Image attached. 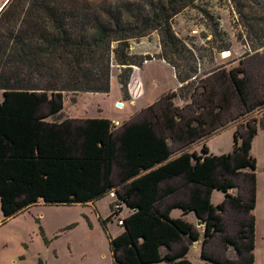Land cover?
<instances>
[{
    "label": "trees",
    "instance_id": "1",
    "mask_svg": "<svg viewBox=\"0 0 264 264\" xmlns=\"http://www.w3.org/2000/svg\"><path fill=\"white\" fill-rule=\"evenodd\" d=\"M196 1L171 0L157 6L147 19H141L144 17L140 14L137 19H127L125 26L115 17L117 11H105L108 23L95 15L97 25L91 37L84 34V27L70 33L68 21L74 19L75 13L66 11L62 0L4 3L0 10V90L4 98L0 104V205L4 221L40 202L88 204L116 194L114 215L123 204L131 214L119 220L124 232L110 241L114 264H193L188 259L190 246L201 239L206 245L217 234L222 235L226 248L238 253V260L221 259L205 251L203 259L214 264H254L255 218L251 214L256 208L257 163L251 150L258 131L264 130V96L259 97L250 89L242 60L238 67L218 73L212 84L207 77L195 86L192 79L197 71L193 65L181 71L163 57L178 72V92L167 97L159 111L152 106L149 118L131 122L119 131L106 119L56 122L63 118V93L67 91L44 89V75L33 78L18 68V63L10 62L13 57L41 73L61 67L51 55L63 50L71 55L66 65L67 70L76 74L70 80L75 84L72 91L77 92L76 86L84 88L85 80L91 79L93 70L84 65L101 48L106 46L110 50L111 42L116 41L115 56L124 69L122 74L126 73L119 76V84L128 94L134 67L141 68L144 62L153 61L151 56L130 55L128 41L138 30L155 26L161 31L165 52L183 55L185 46L175 34L170 18L173 12H181V2L187 6ZM14 19L30 20L35 27L7 37L5 31L13 29L6 26ZM87 19L91 17L88 15ZM87 19L80 15L76 20L83 26L88 25ZM260 19L264 21V17ZM216 25L214 41H228L218 22ZM253 26L250 38L257 43L264 41V34ZM229 50L230 44L220 47L221 53ZM107 78L104 89L84 92L110 93L111 79L109 75ZM178 97L191 103L194 116H184V110L175 106L173 100ZM201 98L204 103H200ZM235 103L243 113L231 117L230 113L237 111ZM253 113H258L259 118L243 124L247 131L241 145V134L236 133L232 154L215 156L206 146L203 155L189 151L192 145L205 141L230 122ZM225 114L229 116L225 118ZM173 141L182 143L176 152L171 149ZM116 169L118 182L113 178ZM242 175L252 184L248 198L235 193L236 179ZM179 178L183 180L182 186L174 187L171 181ZM214 190L225 194V202L218 207L210 199ZM168 199L172 201L167 202ZM228 206L251 215L249 221L240 223L236 237L227 235L224 228L223 214ZM175 209L182 211L181 218L171 217ZM197 218L205 222L203 233L195 230ZM179 241H184V245L175 252L174 244Z\"/></svg>",
    "mask_w": 264,
    "mask_h": 264
},
{
    "label": "rangeland",
    "instance_id": "2",
    "mask_svg": "<svg viewBox=\"0 0 264 264\" xmlns=\"http://www.w3.org/2000/svg\"><path fill=\"white\" fill-rule=\"evenodd\" d=\"M7 0H0V10ZM9 1V0H8ZM171 0H62L64 9L75 13L74 19L68 21L67 28L70 33L75 30H83L91 37L95 33L97 22L94 16L98 15L108 23L109 17L105 11L115 13V17L121 19L123 26L126 20L132 17L137 19L140 14L147 19L148 15L157 6L168 4ZM181 12H173L171 21L173 30L185 46V53L181 56L165 52L162 44L161 31L155 26H149L145 30H138V33L129 42V54L135 57L151 56L153 61L144 62L141 68L134 67L132 78L126 94L119 84V76L124 69L118 65L114 49L118 46L116 41L111 42L108 47L101 48V51L91 57L90 63L84 68L92 69L91 79L85 80L84 88L76 86L77 92L72 91L75 84L70 80L74 74L67 70V62L71 55L63 50L52 54L53 61L61 67L56 69L42 70L37 72L35 67H29L26 63L14 61L19 64L18 68L30 73L33 78L44 75L42 80L44 89L64 90L63 94V118L56 120H76L84 122L90 119H106L111 122L118 121L120 126L117 131L122 130L131 122H139L149 118V109L154 106L156 111L164 107L167 97L178 92V72L174 65L182 70L190 65L195 67L197 74L192 79L195 86L200 80L210 78L212 84L218 73L228 72L238 67L242 60L247 72L249 87L254 93L264 96V41L255 42L250 37L251 25L258 28V32L264 34V0H197L192 5L181 2ZM82 15L91 19L88 25H79L77 22ZM246 19H251L247 22ZM83 20V19H82ZM100 20V19H99ZM98 20V21H99ZM225 33L227 40L217 39L215 42L213 34L215 27ZM29 23V24H28ZM216 25V26H215ZM7 28L13 30L5 31L7 37L17 35L23 30H33L35 27L30 20L14 19ZM42 31L45 25L41 26ZM37 28V26H36ZM49 31L46 30V34ZM7 39V38H6ZM230 44V50L220 52V47ZM229 54L228 57L225 54ZM162 57V59H158ZM163 57L169 61H165ZM9 62V58H8ZM189 69V68H188ZM107 72V73H106ZM106 73V75H105ZM53 74L54 77H50ZM126 73L122 74L125 75ZM184 75L185 73L182 72ZM193 76L192 73H189ZM107 75L111 79L110 93H85L84 91L104 89ZM76 98V99H74ZM3 91L0 90V104L3 102ZM199 100V98H198ZM133 101L135 103L133 104ZM158 102V104H156ZM200 99V103H204ZM122 107H119V104ZM176 107L183 109L182 114L186 117L194 116L195 108L190 102L182 101L179 97L173 100ZM156 104V105H155ZM236 112L230 113L231 117L243 113L240 105L235 103ZM47 111V109H44ZM229 114H225V118ZM206 117V116H205ZM258 113L242 118L238 122H230L217 133L205 141L194 144L190 147L191 153L203 155L204 146L210 154L215 156L228 155L234 152L235 135L241 134L239 144L243 143V135L246 134V122L252 123L258 119ZM53 117L50 121H53ZM254 140L251 155L256 160V208L251 214L255 218L254 232V264H264V130L260 128ZM171 149L177 151L182 147L178 141L171 142ZM246 174V173H245ZM114 180L118 182L117 169L114 171ZM182 178L174 179L171 184L174 187H181ZM236 194L248 198L252 184L251 181L242 175L236 179ZM121 191V188H119ZM181 198V194H177ZM213 206L218 207L225 202V194L214 190L210 196ZM172 201L168 199L167 202ZM118 202L116 194L107 195L99 200L88 204L51 205L40 202L16 215L3 220L0 205V264H114L111 253V239H115L124 232L119 220L127 219L131 210L122 205V210L114 215L113 206ZM250 214L239 212L228 206L223 214L224 228L227 235L236 237L243 220H250ZM172 218H181L182 211L175 209L171 213ZM189 220L194 221L192 216ZM204 227L195 226V230L203 233ZM184 241L174 244L173 251H180ZM207 252L221 259L238 260L239 255L235 250L226 248L222 235L217 234L206 245L199 242L193 243L189 248L188 259L193 264H214L202 258V253Z\"/></svg>",
    "mask_w": 264,
    "mask_h": 264
},
{
    "label": "water",
    "instance_id": "3",
    "mask_svg": "<svg viewBox=\"0 0 264 264\" xmlns=\"http://www.w3.org/2000/svg\"><path fill=\"white\" fill-rule=\"evenodd\" d=\"M123 105L120 103L119 107H122ZM205 226V222L199 218H197V227Z\"/></svg>",
    "mask_w": 264,
    "mask_h": 264
},
{
    "label": "built area",
    "instance_id": "4",
    "mask_svg": "<svg viewBox=\"0 0 264 264\" xmlns=\"http://www.w3.org/2000/svg\"><path fill=\"white\" fill-rule=\"evenodd\" d=\"M113 124H114L115 127H119L120 126L118 121L114 122Z\"/></svg>",
    "mask_w": 264,
    "mask_h": 264
},
{
    "label": "crops",
    "instance_id": "5",
    "mask_svg": "<svg viewBox=\"0 0 264 264\" xmlns=\"http://www.w3.org/2000/svg\"><path fill=\"white\" fill-rule=\"evenodd\" d=\"M135 103V101H133V104ZM113 177H114V173H113ZM117 177H118V171H117ZM250 195V194H249Z\"/></svg>",
    "mask_w": 264,
    "mask_h": 264
},
{
    "label": "bare ground",
    "instance_id": "6",
    "mask_svg": "<svg viewBox=\"0 0 264 264\" xmlns=\"http://www.w3.org/2000/svg\"><path fill=\"white\" fill-rule=\"evenodd\" d=\"M228 55H229V54H227V53L225 54L226 57H228Z\"/></svg>",
    "mask_w": 264,
    "mask_h": 264
}]
</instances>
